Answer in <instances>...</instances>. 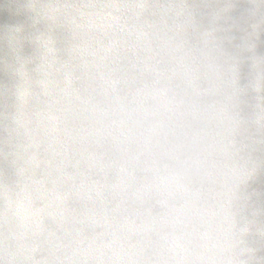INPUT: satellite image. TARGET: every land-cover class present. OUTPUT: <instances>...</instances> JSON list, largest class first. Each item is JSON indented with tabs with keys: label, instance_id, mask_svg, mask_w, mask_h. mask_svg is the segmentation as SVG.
<instances>
[{
	"label": "clouds",
	"instance_id": "1",
	"mask_svg": "<svg viewBox=\"0 0 264 264\" xmlns=\"http://www.w3.org/2000/svg\"><path fill=\"white\" fill-rule=\"evenodd\" d=\"M5 7L0 264H264V0Z\"/></svg>",
	"mask_w": 264,
	"mask_h": 264
},
{
	"label": "water",
	"instance_id": "2",
	"mask_svg": "<svg viewBox=\"0 0 264 264\" xmlns=\"http://www.w3.org/2000/svg\"><path fill=\"white\" fill-rule=\"evenodd\" d=\"M10 0H0V25H3L7 23L9 20L14 19V17L11 15V13L8 11V9L5 7L6 4H8ZM262 43L259 45V51L264 52V36L261 37ZM7 47V41L4 36V30L2 27H0V53L6 50ZM26 51L30 52V49H26ZM89 71L92 74H95L97 69L91 68ZM8 80V77L6 73L2 70H0V86L5 84ZM3 138V133L0 131V140ZM63 139V137H61ZM53 152H60L61 155L55 156L53 159V164L58 163L61 159H64L67 162H70L71 164H75V158L73 157V152L71 150V147L67 149H61V146L55 142L52 143V149ZM2 168V166H0ZM70 171H73L71 167L69 168ZM253 188L257 192H261L262 195L260 196V203L262 206H264V178H262L260 181H258L256 184L253 185ZM258 255L264 256V250H261Z\"/></svg>",
	"mask_w": 264,
	"mask_h": 264
}]
</instances>
